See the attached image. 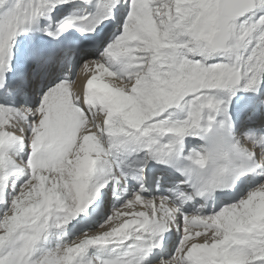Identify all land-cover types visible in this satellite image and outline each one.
<instances>
[{
  "label": "snow or ice",
  "instance_id": "1",
  "mask_svg": "<svg viewBox=\"0 0 264 264\" xmlns=\"http://www.w3.org/2000/svg\"><path fill=\"white\" fill-rule=\"evenodd\" d=\"M0 264H264V0H0Z\"/></svg>",
  "mask_w": 264,
  "mask_h": 264
}]
</instances>
